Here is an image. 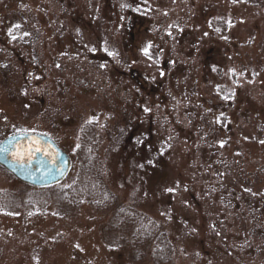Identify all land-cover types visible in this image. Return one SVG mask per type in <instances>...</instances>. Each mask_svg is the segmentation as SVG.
Returning a JSON list of instances; mask_svg holds the SVG:
<instances>
[{
	"label": "rangeland",
	"instance_id": "1",
	"mask_svg": "<svg viewBox=\"0 0 264 264\" xmlns=\"http://www.w3.org/2000/svg\"><path fill=\"white\" fill-rule=\"evenodd\" d=\"M21 128L71 170L0 167V264H153L113 209L66 200L83 141L172 264H264V1L0 0V142Z\"/></svg>",
	"mask_w": 264,
	"mask_h": 264
},
{
	"label": "trees",
	"instance_id": "2",
	"mask_svg": "<svg viewBox=\"0 0 264 264\" xmlns=\"http://www.w3.org/2000/svg\"><path fill=\"white\" fill-rule=\"evenodd\" d=\"M219 23L217 22L218 26L221 25ZM86 140L89 141L88 138ZM81 145L79 151L82 156L78 155L79 169L74 181L64 191L66 200L71 201L72 205L87 203L97 210L113 209L114 217L118 218L122 225L127 224L132 228L131 243L134 247L147 250L153 264H172L173 246L161 225L148 216L117 202V196L103 183L96 147L84 141ZM53 188H56V185L44 189ZM141 256L142 254L139 255L140 258Z\"/></svg>",
	"mask_w": 264,
	"mask_h": 264
},
{
	"label": "water",
	"instance_id": "3",
	"mask_svg": "<svg viewBox=\"0 0 264 264\" xmlns=\"http://www.w3.org/2000/svg\"><path fill=\"white\" fill-rule=\"evenodd\" d=\"M16 135L23 136V133ZM30 137L38 138L41 149L32 155H25L23 161L16 162L12 156L7 159L0 157V167L7 171L17 181L36 188H48L62 182L69 173L71 161L53 140L41 134H29ZM13 135L8 136L1 142L7 143ZM30 146L29 141H21ZM44 162L43 164L41 162Z\"/></svg>",
	"mask_w": 264,
	"mask_h": 264
},
{
	"label": "snow or ice",
	"instance_id": "4",
	"mask_svg": "<svg viewBox=\"0 0 264 264\" xmlns=\"http://www.w3.org/2000/svg\"><path fill=\"white\" fill-rule=\"evenodd\" d=\"M16 27L18 28L19 25H16ZM217 31H219V29H217ZM12 30L9 29V35H11ZM24 35H28V33H24ZM205 35H207V33H205ZM12 39H16L15 36H12ZM150 48H151V44L145 46L142 49V52L145 56H147L149 59H152V56L150 54ZM105 51H107V49H105ZM109 55H114V53L109 52ZM101 67H103V65H101ZM163 75V73H162ZM227 98V97H225ZM145 111H149V109L145 108ZM98 119L97 117H92L89 119V121H87V123H92L93 120ZM18 133H23V136H19L14 134L12 138H10L8 140L7 143H3L0 142V157H3L5 159L8 158V156H12L13 160L16 162H20L23 161L25 158V155H32L35 152H39L41 151L40 147L37 146L38 145V138H33L30 137L28 135L29 132L34 133L35 129H17ZM29 141L30 146L25 145L24 143H22L21 141ZM261 143H264V141H261ZM42 164L44 163L43 161L41 162ZM149 163H151V161H149ZM143 166V165H141ZM167 191L171 192L173 191V189H167Z\"/></svg>",
	"mask_w": 264,
	"mask_h": 264
}]
</instances>
